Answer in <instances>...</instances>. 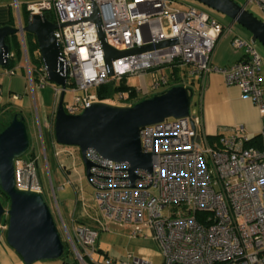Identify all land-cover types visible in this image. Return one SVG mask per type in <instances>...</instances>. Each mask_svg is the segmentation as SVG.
I'll list each match as a JSON object with an SVG mask.
<instances>
[{
    "label": "built area",
    "instance_id": "built-area-1",
    "mask_svg": "<svg viewBox=\"0 0 264 264\" xmlns=\"http://www.w3.org/2000/svg\"><path fill=\"white\" fill-rule=\"evenodd\" d=\"M92 1L100 21L103 40L125 49L142 43H153L174 36L175 40L160 46L125 52L110 58L107 71L102 41L96 22L89 17ZM255 3L264 19V0ZM28 13L51 9L57 25L52 33L58 46V58L65 73L64 85L54 83L53 91L69 92L62 96L66 112H78L93 100L130 103L126 92L116 90L111 97H98L95 86L118 79L126 73L140 75L160 65H183L189 76L203 77L216 69L225 82L235 83L260 110L262 144H244L249 136L241 124L229 126L228 132H217L209 141L200 132V116L194 110L182 116H166L139 128V143L151 151V167L137 166L129 176V162L112 159L87 147L89 160L87 179L92 185V198L104 220L126 223L131 234L150 233L161 253L160 264H264V103L261 87V58L251 40L234 33L229 43L241 49L240 56L222 66L210 62L218 35L230 27L207 10L192 3L174 0H36L27 1ZM16 31L20 38L26 78L31 85L48 79L43 62L37 78L31 77L22 21L17 11ZM12 56L7 50L6 58ZM7 61V60H6ZM11 73L14 65H4ZM160 74L151 86L168 83ZM16 97V92H11ZM2 91L0 88V104ZM114 102V101H113ZM56 100L45 113L43 125L53 138V116ZM34 140L45 165V145L38 118L34 113ZM193 121V126L190 124ZM51 138V139H52ZM26 151L13 160L14 184L41 192L36 172L37 153ZM28 150V149H27ZM56 153V152H55ZM63 169L64 163L58 162ZM47 175L49 171L47 168ZM58 223L73 253L81 264H156L151 259L129 251L119 257L103 253L93 256L98 229L104 225L77 222L71 216L68 231L60 211ZM56 214V217H57ZM53 215V213H52ZM5 222L0 225L5 226ZM76 245H75V243Z\"/></svg>",
    "mask_w": 264,
    "mask_h": 264
},
{
    "label": "water",
    "instance_id": "water-1",
    "mask_svg": "<svg viewBox=\"0 0 264 264\" xmlns=\"http://www.w3.org/2000/svg\"><path fill=\"white\" fill-rule=\"evenodd\" d=\"M198 1L230 16L250 32L251 40L258 39L264 45V19L254 15L242 3L236 0ZM89 17L96 22L98 36L103 45L104 62L109 73L112 72L111 57L175 40L174 36H169L153 43L118 49L103 40L93 1ZM56 25V22L45 17L42 12L32 11L28 13L21 27L34 33L47 77L63 86L65 73L62 71L57 42L52 33ZM17 30L16 24L0 23V64H5L7 60L8 47L4 36ZM191 94V86L173 83L131 103L93 100L78 112H66L61 103L63 89H60L54 108L53 135L59 142L72 143L78 147L86 176L90 162L84 152L87 147H93L103 156L127 160L129 176L132 178L135 167H151V151H144L140 147V126L170 115L182 116L189 111L192 114L195 108L191 104L195 102H191ZM190 124L194 125L192 119ZM29 145L24 116L12 113L0 129V188L8 196L5 204L0 200V220L6 214L5 238L27 263L38 258L58 256L62 251L60 234L41 192L31 188H19L14 184L13 160L26 151Z\"/></svg>",
    "mask_w": 264,
    "mask_h": 264
},
{
    "label": "rangeland",
    "instance_id": "rangeland-1",
    "mask_svg": "<svg viewBox=\"0 0 264 264\" xmlns=\"http://www.w3.org/2000/svg\"><path fill=\"white\" fill-rule=\"evenodd\" d=\"M174 1L179 5L183 3H192L198 7H201L207 10L211 15L215 16V18H217L224 25L230 22V27L226 29L224 26V29L220 33V36L226 35V42L227 39H229V35L227 36V34L233 32L240 34L248 40H251L250 32L240 23L231 19V17L227 14L216 10L198 0ZM236 1L240 3L243 2V0ZM245 6L254 15L259 18L261 17L262 14L255 3H246ZM16 19L17 16L14 12L11 20L14 23L13 25L16 24ZM251 42L261 58V87L264 101V45L258 39L251 40ZM36 53V50H34L32 53L28 51V59L31 66H34L35 64L34 57ZM24 62L25 59L23 56V50L21 48L20 56L17 58L15 57L14 62L12 63L14 65V71L7 73L4 71V64H0V88L2 91L3 100L1 104H4V107L0 110V119L9 117L11 110L13 109H19L24 116L28 138L30 141L29 147L33 145L34 150L38 155L36 160V172L41 186V194L53 213V218L60 236L63 239L65 237L64 233L62 234L63 228L59 229L58 227V223L61 225V220L56 212L57 207L59 205L61 211L60 214H62L68 231L71 232L70 221L67 214L64 212L63 203H66L68 206H70L77 198L80 200L79 204H84L90 213H93L98 217L97 222L102 224L104 222V225L99 228L95 239L96 245L98 244V246L101 247V250L97 248L93 249V256L102 257L103 253H107L114 257H119L129 251L132 254L149 258L153 263L160 264L161 253L150 233H146L144 235L131 234L130 227L126 223H119L114 220H104L101 217L93 202L92 185L88 181L85 174L84 163L80 156L78 147L72 143L59 142L54 138V135L52 138L50 132L43 125L45 113L50 109L53 100H56L58 96L59 91H57L56 94L53 91V85L55 82L48 78L43 84L33 81V83L30 85L26 78L25 68L23 66ZM183 67L185 68V66ZM168 68H170L168 65H160L151 67L142 72L140 75L136 73H126L124 74V80L127 83L133 84L135 86L142 85L147 90V94H152L166 87L167 83L151 86V81L154 77H159L160 74H166L169 77ZM11 92H16L18 95L16 97H12L10 95ZM68 94L69 92L65 90L63 93V98H68ZM197 96L198 87L196 81H193L191 102L198 99ZM113 101L119 102L122 100L119 98H113L111 102ZM191 105L196 106V104ZM35 110L38 113V118L41 123L47 167L45 165L43 154L40 148H38L35 144L34 140ZM26 151H24L22 154H26ZM58 162L65 163L69 170H62ZM47 168L49 171V177L47 175ZM4 217H6V214L2 215V218Z\"/></svg>",
    "mask_w": 264,
    "mask_h": 264
},
{
    "label": "crops",
    "instance_id": "crops-1",
    "mask_svg": "<svg viewBox=\"0 0 264 264\" xmlns=\"http://www.w3.org/2000/svg\"><path fill=\"white\" fill-rule=\"evenodd\" d=\"M21 1L27 2L31 0H0V21L8 20L10 15L13 16L14 12L17 14V3ZM231 34L233 35L234 32L227 34V36L229 35V39L232 36ZM225 37L226 35L220 36L219 34L215 42L216 44L212 48L210 62L213 65H226L236 60L241 54V49H234L230 45L229 39H227V42L225 41ZM191 77H194V81H196L198 87V102L196 103L194 110L200 116V122L198 125L201 133L206 135L214 134L219 131L228 132L227 128L234 124H241L244 131L249 136L259 132L262 126L260 110L248 95L240 92L237 84L225 82L222 73L213 68L206 71L203 77ZM137 87H140L141 93L147 94V90L142 85ZM68 170L69 169L66 166L64 171ZM79 201L80 200L76 198L70 206L63 203L64 212L68 216L70 226L71 216L82 219L90 224H97L98 217L93 213H90L84 204H79ZM58 209L60 211L59 205ZM0 264L81 263L69 254L38 258L28 263L24 262L20 254L7 242L5 238V226L0 225Z\"/></svg>",
    "mask_w": 264,
    "mask_h": 264
},
{
    "label": "trees",
    "instance_id": "trees-1",
    "mask_svg": "<svg viewBox=\"0 0 264 264\" xmlns=\"http://www.w3.org/2000/svg\"><path fill=\"white\" fill-rule=\"evenodd\" d=\"M17 7H18V13H19L21 21L25 22L27 15H28V8L26 7V2L21 1V2L17 3ZM43 14L48 19L54 20L51 9H44ZM11 20H12V15H10L8 20L0 21V23L7 22V23H10L13 25L14 23ZM23 35H24L27 57H28V51H30L32 53L34 50H36V52H37L35 57H34V63L35 64H34V66H31V68H30L31 77H32V79L35 80L37 78V71H38L39 65L42 63V59H41L39 51H38V45H37V41H36L34 33L29 31V30H23ZM4 41L7 44V47L9 48V50L12 51V56L8 57V59L4 65H11L14 62V58L19 57L21 54V44H20L17 32L13 31V32L6 34L4 36ZM28 61H29V59H28ZM169 67H170L169 71H168L169 72V74H168L169 80H168L166 87L169 86L170 84H173V83H183L185 85L191 86V89L193 90L194 77H191V76L187 77L189 75L186 74L185 68L183 67V65H172ZM116 90L125 91L127 94L126 99L130 103L136 101L137 99H139L141 97L150 95V94H145V93H144L145 94L144 95L143 93L140 92L141 91L140 87H137L133 84L127 83L124 80L123 75H121L118 79H109L108 81L95 86V91H96L98 97H100V98L111 97ZM194 102H195L194 104H196L198 102V99H196ZM3 107H4V104H0V110ZM191 107L195 108L194 105H191ZM12 113H16L17 115L22 114L19 109L11 110L9 117H5V118L0 119V129L7 123V121L11 117ZM217 135H218V133L206 134L209 141L214 140L217 137ZM244 144H255L257 146H260L262 144V137H261L260 133L256 132V133L248 136L247 139L244 140ZM27 151L29 153L33 154V150L31 149V146L28 148ZM65 167L66 166L64 165V168L62 170H64ZM0 200L4 204L8 200L7 194L1 188H0ZM75 219L77 222H85L82 219H78L77 217ZM5 221H6V217H4V218L1 217L0 222H5ZM64 239L61 237L62 251L59 255L69 254V255H72L73 258H76L74 253H73V250L70 246V243L68 242V240L65 237H64ZM74 243H75V241H74ZM75 245H76V243H75ZM95 248L101 250V248L96 245V242H95Z\"/></svg>",
    "mask_w": 264,
    "mask_h": 264
},
{
    "label": "flooded vegetation",
    "instance_id": "flooded-vegetation-1",
    "mask_svg": "<svg viewBox=\"0 0 264 264\" xmlns=\"http://www.w3.org/2000/svg\"><path fill=\"white\" fill-rule=\"evenodd\" d=\"M24 30V29H23Z\"/></svg>",
    "mask_w": 264,
    "mask_h": 264
}]
</instances>
